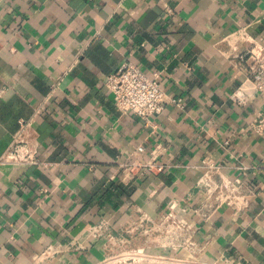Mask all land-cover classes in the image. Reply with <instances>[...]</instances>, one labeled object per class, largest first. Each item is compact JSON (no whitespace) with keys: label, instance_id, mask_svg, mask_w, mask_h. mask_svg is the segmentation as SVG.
I'll list each match as a JSON object with an SVG mask.
<instances>
[{"label":"crops","instance_id":"0c3cea01","mask_svg":"<svg viewBox=\"0 0 264 264\" xmlns=\"http://www.w3.org/2000/svg\"><path fill=\"white\" fill-rule=\"evenodd\" d=\"M256 42L264 0H0V155L22 120L33 151L0 166V264H101L111 248L97 224L124 230L171 201L191 247L167 237L165 249L264 264V135L252 128L264 96L239 57ZM126 59L176 98L149 122L105 85ZM139 145L166 167L125 182ZM209 164L241 181L237 204L208 203Z\"/></svg>","mask_w":264,"mask_h":264},{"label":"built area","instance_id":"2783aa9c","mask_svg":"<svg viewBox=\"0 0 264 264\" xmlns=\"http://www.w3.org/2000/svg\"><path fill=\"white\" fill-rule=\"evenodd\" d=\"M239 57L243 61V68L247 71L248 80L255 85L257 93L264 96V46L261 42L253 43V46ZM105 85L122 113L138 115L146 122L160 114L167 102L176 101V98L167 95L157 77L149 76L131 59L124 60L119 68L109 73ZM235 97L239 99L238 94ZM29 126V121H21L20 130L16 134L12 146L7 152L0 155V166L10 162H26L32 159L33 151L29 147L27 139ZM252 128L258 134L264 135V103ZM144 151L145 147L139 145L135 153L121 164L123 181L129 182L147 176L151 172L161 171L166 167L165 163L158 160L156 152L148 160H143L139 154ZM217 172L218 167L209 164L204 177L199 181V185L204 187L206 200L211 206H218L225 202L237 204L241 181L236 179L233 182L225 180L219 182L215 177ZM178 213V201H171L167 211L158 219H153L147 213L140 212L134 219V223L124 230L115 231L107 222L102 221L93 228V233L95 236L106 237L111 249L115 246H124L129 243L130 238L138 239L144 235L148 237V240L152 236L154 240L159 238L164 240L169 237L168 241L171 245L177 244L188 248L191 247V244L187 238H182V234L190 232L191 226L179 217ZM152 232L155 235L149 236ZM168 243L164 241L163 245H168ZM227 262V259H223L219 264H228Z\"/></svg>","mask_w":264,"mask_h":264},{"label":"rangeland","instance_id":"374dc122","mask_svg":"<svg viewBox=\"0 0 264 264\" xmlns=\"http://www.w3.org/2000/svg\"><path fill=\"white\" fill-rule=\"evenodd\" d=\"M163 244L164 240H154L153 236L150 240L145 235L138 239L130 238L124 246L113 247L108 258L101 264H213L179 258L174 250L165 249Z\"/></svg>","mask_w":264,"mask_h":264}]
</instances>
